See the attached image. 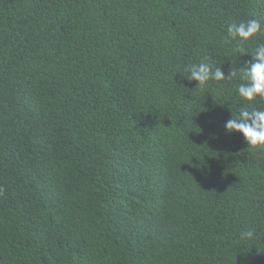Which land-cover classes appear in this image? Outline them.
I'll use <instances>...</instances> for the list:
<instances>
[{
  "label": "trees",
  "instance_id": "obj_1",
  "mask_svg": "<svg viewBox=\"0 0 264 264\" xmlns=\"http://www.w3.org/2000/svg\"><path fill=\"white\" fill-rule=\"evenodd\" d=\"M261 43L264 0H0V264H264V152L225 134L245 81L184 71Z\"/></svg>",
  "mask_w": 264,
  "mask_h": 264
},
{
  "label": "clouds",
  "instance_id": "obj_2",
  "mask_svg": "<svg viewBox=\"0 0 264 264\" xmlns=\"http://www.w3.org/2000/svg\"><path fill=\"white\" fill-rule=\"evenodd\" d=\"M262 31L261 23L256 19L233 22L227 28V35L223 38L225 44L234 45V50L244 53L245 43L256 37ZM251 61L241 69L233 68L227 78L220 67L213 70L207 58L199 63L187 65L184 71L187 80L196 82L195 89H204L209 81H224L240 74L243 83L237 85V93L243 101L248 102L242 106L237 115H232L225 123V134L238 133L242 136L247 149L259 155L264 152V110L252 106L255 102L264 103V43L258 44L252 50ZM257 238V231L249 227L239 234L240 241H252Z\"/></svg>",
  "mask_w": 264,
  "mask_h": 264
}]
</instances>
